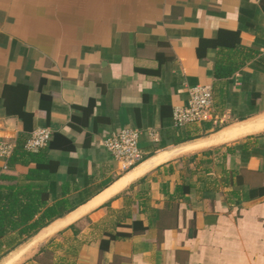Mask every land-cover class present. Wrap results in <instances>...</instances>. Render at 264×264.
Instances as JSON below:
<instances>
[{"label":"crops","instance_id":"crops-1","mask_svg":"<svg viewBox=\"0 0 264 264\" xmlns=\"http://www.w3.org/2000/svg\"><path fill=\"white\" fill-rule=\"evenodd\" d=\"M195 86L208 115L176 128ZM35 129L47 165L18 154ZM126 129L122 172L103 140ZM1 145L0 185L63 214L0 264H264V0H0Z\"/></svg>","mask_w":264,"mask_h":264},{"label":"trees","instance_id":"trees-1","mask_svg":"<svg viewBox=\"0 0 264 264\" xmlns=\"http://www.w3.org/2000/svg\"><path fill=\"white\" fill-rule=\"evenodd\" d=\"M50 147L51 145L48 144L45 148L35 152L23 150L18 154L34 164L47 165L49 161L46 158V152ZM38 172L39 169L29 171L24 180L42 178ZM6 179L2 177V180ZM46 201L47 194L43 186L32 188L29 185H19L17 182L8 186L0 185V240L7 234H17L20 241L10 248L12 249L36 234L48 222L63 214L59 211L63 204L62 201H58L50 207L47 206ZM38 213H40L39 217L35 218Z\"/></svg>","mask_w":264,"mask_h":264},{"label":"built area","instance_id":"built-area-1","mask_svg":"<svg viewBox=\"0 0 264 264\" xmlns=\"http://www.w3.org/2000/svg\"><path fill=\"white\" fill-rule=\"evenodd\" d=\"M212 105V91L205 86H195L188 89V98L185 106L174 107L172 120L176 128H184L190 124L203 122ZM149 138L157 142L155 131L148 132ZM50 141V132L47 129L33 130L25 141L24 150L34 151L45 148ZM140 133L135 130H121L103 140L105 150L116 161L122 172L128 171L141 160L139 150ZM10 145L0 146V155L7 156Z\"/></svg>","mask_w":264,"mask_h":264},{"label":"water","instance_id":"water-1","mask_svg":"<svg viewBox=\"0 0 264 264\" xmlns=\"http://www.w3.org/2000/svg\"><path fill=\"white\" fill-rule=\"evenodd\" d=\"M215 134H217V133H215ZM214 134V135H215ZM211 137V136H210ZM207 138H209V137H207ZM206 139V138H205ZM48 229H41L40 231H38L35 235H33L32 237V239H31V241H30V243L32 244V243H36V242H38L39 240H40V238H42V237H44L46 234H45V232L47 231Z\"/></svg>","mask_w":264,"mask_h":264}]
</instances>
